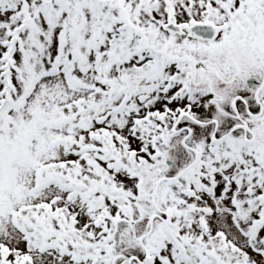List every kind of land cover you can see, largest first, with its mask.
<instances>
[{
	"label": "snow or ice",
	"instance_id": "obj_1",
	"mask_svg": "<svg viewBox=\"0 0 264 264\" xmlns=\"http://www.w3.org/2000/svg\"><path fill=\"white\" fill-rule=\"evenodd\" d=\"M0 264H264V0H0Z\"/></svg>",
	"mask_w": 264,
	"mask_h": 264
}]
</instances>
